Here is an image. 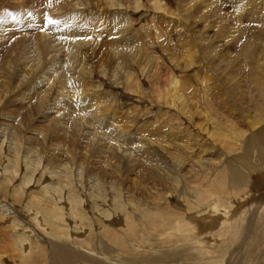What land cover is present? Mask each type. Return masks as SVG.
Here are the masks:
<instances>
[{"label": "rangeland", "instance_id": "rangeland-1", "mask_svg": "<svg viewBox=\"0 0 264 264\" xmlns=\"http://www.w3.org/2000/svg\"><path fill=\"white\" fill-rule=\"evenodd\" d=\"M263 220L264 0H0V264H264Z\"/></svg>", "mask_w": 264, "mask_h": 264}, {"label": "bare ground", "instance_id": "bare-ground-1", "mask_svg": "<svg viewBox=\"0 0 264 264\" xmlns=\"http://www.w3.org/2000/svg\"><path fill=\"white\" fill-rule=\"evenodd\" d=\"M54 10V9H53ZM56 10V9H55ZM59 11V10H58ZM62 12V11H61ZM65 12V11H64ZM59 14V13H58ZM62 15H64V14H62ZM78 26V25H77ZM42 34V33H41ZM8 35V34H7ZM37 46H41V44L40 45H37ZM50 49V48H49ZM37 50L39 51V49L37 48ZM40 50H42V49H40ZM41 52V51H40ZM42 53V52H41ZM41 53H39V54H41ZM25 54V53H24ZM45 54H47V53H45ZM40 57V56H39ZM10 67V66H9ZM9 69V68H8ZM7 72V71H6ZM176 83V82H175ZM176 85V84H175ZM48 90V89H47ZM11 129V128H10ZM228 178V177H227ZM247 177L246 176H243L242 175V178H237L236 180H237V183H236V185L238 186V185H241V182L243 181H245L244 179H246ZM229 185V184H228ZM234 185V184H233ZM233 190V189H232ZM216 207H218V206H216ZM219 210V209H218ZM225 210V209H224ZM213 211V210H212ZM214 211H216V209H214ZM261 211H262V209H261ZM30 212V211H29ZM222 212V211H221ZM263 212V211H262ZM214 213V212H213ZM227 213H225V211H224V213H223V215H226ZM229 214V213H228ZM260 214V213H259ZM8 215V214H7ZM243 216V215H242ZM35 217H37V216H35ZM47 217H49V216H47ZM227 217V216H226ZM249 217H251V216H249ZM248 217V218H249ZM203 218V217H202ZM210 218H212V217H210ZM38 219V218H37ZM50 219V218H49ZM216 219H218V218H216ZM246 218H244V220H245ZM207 222H209L211 219H208L207 218ZM212 220H214V219H212ZM220 220V219H219ZM228 220H229V218H228ZM234 220V218L232 219V221ZM239 220V219H238ZM242 220H243V218H242ZM244 220L241 222V223H243L244 222ZM250 220V219H249ZM50 221V220H49ZM48 221V222H49ZM202 221H206V219H203ZM231 221V222H232ZM236 221V220H235ZM264 221V220H263ZM47 222V221H46ZM207 222H204V223H202L204 226L205 225H207ZM211 222V221H210ZM215 222V221H214ZM217 222V221H216ZM239 222V221H238ZM247 222H249L248 220H247ZM261 222V221H260ZM213 223V222H212ZM211 223V224H212ZM219 224H220V222H218ZM245 223V222H244ZM256 223V222H255ZM202 224H199V225H197L196 224V226L194 227V229H195V231L198 229V228H202L203 229V226H202ZM218 224V225H219ZM222 224V223H221ZM8 225V224H7ZM18 225H19V223H18ZM250 223L249 224H247V226H246V228L244 229V231L245 232H249L250 231ZM202 226V227H201ZM220 226V225H219ZM193 227V226H192ZM214 227H216V226H214ZM218 227V226H217ZM235 227H233L232 228V231H235ZM240 229V228H239ZM260 230H261V228H259ZM209 230V229H208ZM207 230V231H208ZM212 230H214V229H212ZM241 231V230H240ZM254 231V230H253ZM252 231V232H253ZM257 231V230H256ZM2 232V231H1ZM236 232V231H235ZM238 233H240V232H238L237 231V234ZM210 234V233H209ZM259 233H257V235L255 236L254 235V238H253V241H252V237H251V245L254 247V249H256V247L255 246H258V245H260V244H264V239H263V236H262V234L260 235H258ZM213 235V234H212ZM211 235V236H212ZM233 235V234H232ZM239 235V234H238ZM213 236H215V235H213ZM216 236H218V235H216ZM251 236H252V234H251ZM190 237V236H189ZM231 237V236H230ZM246 239L248 238V236L247 237H245ZM215 239V238H214ZM233 239V238H232ZM112 241V240H111ZM232 241V240H231ZM57 249H56V254H57V256H55V261H54V264H73L74 263V261H76V259L77 258H81V256L79 255V254H77V253H73L72 252V250H70L71 252H67V251H61V250H59V248H62L61 246H57L56 247ZM65 250H67V249H65ZM244 250V249H243ZM75 251V250H74ZM255 251V250H254ZM175 253V252H174ZM253 253V252H252ZM127 254V253H126ZM200 254V253H199ZM263 255H262V257L264 256V253H262ZM55 255V254H54ZM53 255V256H54ZM137 255V254H136ZM143 255V254H142ZM206 255H207V252H206ZM216 255V254H215ZM257 255V254H256ZM117 256V255H116ZM139 256H140V254H139ZM138 256V257H139ZM151 256V255H150ZM159 256V255H158ZM174 255H171V257H173ZM85 257V256H84ZM119 257H121V256H119ZM137 257V258H138ZM170 257V254H169V258H171ZM54 258V257H53ZM151 259L150 260H154V259H152V257H150ZM52 259V258H51ZM118 259V258H117ZM143 260H145V255H143V258H142ZM142 259H140V257L138 258V259H136V257L134 258H132V257H130V258H126V257H122V258H120L119 259V264H135L136 262H138V260H142ZM167 259V258H166ZM173 259V258H172ZM259 258H257V260H258ZM85 260H87V259H85ZM98 260V259H97ZM148 260L149 259H147V262H148ZM256 260V261H257ZM263 260V259H262ZM3 261V260H2ZM51 261V260H50ZM173 261V260H172ZM250 261V260H249ZM259 261V260H258ZM88 262H91L92 264H106V263H104V262H100V260L99 261H90V260H88ZM110 262V261H109ZM142 262V261H141ZM153 262V261H152ZM151 261H150V263H152ZM174 262V261H173ZM176 262V261H175ZM215 262V261H214ZM253 262V261H252ZM33 263L34 264H38L39 262H37V259L36 260H34L33 261ZM51 263V262H50ZM146 263V262H145ZM149 263V262H148ZM154 263V262H153ZM163 263V262H162ZM251 263V262H250ZM256 263V262H255ZM264 263V262H263ZM53 264V263H52ZM147 264V263H146ZM168 264H170V263H168ZM260 264H261V262H260Z\"/></svg>", "mask_w": 264, "mask_h": 264}]
</instances>
